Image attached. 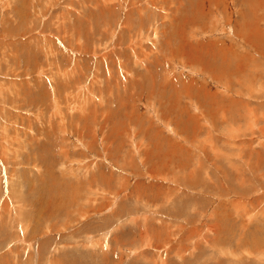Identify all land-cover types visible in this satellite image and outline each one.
<instances>
[{
    "label": "rangeland",
    "instance_id": "obj_1",
    "mask_svg": "<svg viewBox=\"0 0 264 264\" xmlns=\"http://www.w3.org/2000/svg\"><path fill=\"white\" fill-rule=\"evenodd\" d=\"M0 264H264V0H0Z\"/></svg>",
    "mask_w": 264,
    "mask_h": 264
},
{
    "label": "bare ground",
    "instance_id": "obj_2",
    "mask_svg": "<svg viewBox=\"0 0 264 264\" xmlns=\"http://www.w3.org/2000/svg\"><path fill=\"white\" fill-rule=\"evenodd\" d=\"M205 9V8H204ZM208 10V9H207ZM2 115V114H1Z\"/></svg>",
    "mask_w": 264,
    "mask_h": 264
}]
</instances>
